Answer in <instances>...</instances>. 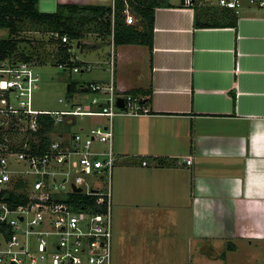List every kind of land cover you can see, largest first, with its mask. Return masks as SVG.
Wrapping results in <instances>:
<instances>
[{
  "label": "crops",
  "instance_id": "1",
  "mask_svg": "<svg viewBox=\"0 0 264 264\" xmlns=\"http://www.w3.org/2000/svg\"><path fill=\"white\" fill-rule=\"evenodd\" d=\"M129 2L141 31L136 9L158 3L153 48L113 42L110 79L94 81L136 91L150 112L114 119L124 201L135 195L143 209L149 198L189 200V212L207 227H220L240 209L264 212V8L244 3L230 10L212 0ZM59 4L112 8L114 0H40L39 9L51 14ZM160 159L167 166H158Z\"/></svg>",
  "mask_w": 264,
  "mask_h": 264
},
{
  "label": "built area",
  "instance_id": "2",
  "mask_svg": "<svg viewBox=\"0 0 264 264\" xmlns=\"http://www.w3.org/2000/svg\"><path fill=\"white\" fill-rule=\"evenodd\" d=\"M121 1L126 24L135 26L129 0ZM195 1L185 0L188 5ZM211 3L230 10L244 3L264 8V0ZM62 42L70 40L64 37ZM36 66L14 57L0 61V264H111L113 173L119 159L113 123L118 116L147 115L149 109L140 96L111 81L79 83L77 94L84 99L72 103L69 111L36 110L33 97L41 81ZM92 70L87 63L72 69ZM120 99L123 107L118 106ZM46 115L55 118L56 131L59 123L70 125L77 118L107 122L72 137L54 131L46 143L37 135L43 128L40 116ZM186 162L192 163L190 158ZM76 195L95 200L83 203Z\"/></svg>",
  "mask_w": 264,
  "mask_h": 264
},
{
  "label": "rangeland",
  "instance_id": "3",
  "mask_svg": "<svg viewBox=\"0 0 264 264\" xmlns=\"http://www.w3.org/2000/svg\"><path fill=\"white\" fill-rule=\"evenodd\" d=\"M2 38H8L7 31H0ZM17 38L20 50L36 47L42 50L41 55L46 56L47 62L35 67L41 78L33 97L36 110L69 111L72 103L84 99L77 94L78 91L69 96V84L110 79L111 66L106 64L114 50L110 36L89 31L80 41L87 44V48L79 46L78 41L73 43L72 53L78 64L93 66L92 71L81 73L55 65L52 55L56 54V44L51 41V34L41 28L27 24ZM61 99L64 102H60ZM121 118L116 117L115 123ZM104 123H99L96 117L77 118L70 125L59 123L55 134L72 137L82 125ZM73 161L77 167V158L74 157ZM120 168L117 166L113 173L111 264H264V212H241L244 209H240L235 215L223 217L220 227H213L211 223L207 227L201 226V217L189 212V200H167L164 197L160 202L149 198L142 209L135 195L124 201L117 181ZM159 206L163 207V212H158L160 209L156 212ZM250 208V211L255 210ZM203 214L199 212V215ZM258 222L262 223V229Z\"/></svg>",
  "mask_w": 264,
  "mask_h": 264
},
{
  "label": "trees",
  "instance_id": "4",
  "mask_svg": "<svg viewBox=\"0 0 264 264\" xmlns=\"http://www.w3.org/2000/svg\"><path fill=\"white\" fill-rule=\"evenodd\" d=\"M39 3L40 0H0V31L4 30L8 33V38L0 39V61L14 57L40 66L47 62L46 56L41 55L40 48L26 49L23 47L20 50L21 46L17 37L27 24L51 34V41H54L57 48L56 54L52 55L55 65L62 66L65 70L72 71L75 66H81L73 56V43L80 42L85 33L89 31L111 36L116 46L147 45L150 49L153 48L154 7L158 3H141L142 6L136 9V13L144 24L142 31L125 23V18L122 15L124 4L121 0H115V6L112 8L59 4L57 11L51 14L41 12ZM130 6H132L131 3ZM64 37H67L70 42L63 43L62 38ZM78 84L71 83V91L67 93L69 96L77 91ZM130 93L138 95L136 91H130ZM142 102L144 103V100ZM39 121L43 128L37 135L44 142L50 143L54 137L53 132L56 131L55 118L50 115L40 116ZM166 162L165 159L159 160L161 167L167 166ZM73 198L83 203L95 200V198L81 195H76ZM17 202L20 203L19 200Z\"/></svg>",
  "mask_w": 264,
  "mask_h": 264
},
{
  "label": "water",
  "instance_id": "5",
  "mask_svg": "<svg viewBox=\"0 0 264 264\" xmlns=\"http://www.w3.org/2000/svg\"><path fill=\"white\" fill-rule=\"evenodd\" d=\"M79 45H80V44H79ZM70 91H71V84L68 85V92H70ZM123 105H124V104H123V100H122V99L118 100V106H119V107H123ZM76 191H77V192H81V189L76 188Z\"/></svg>",
  "mask_w": 264,
  "mask_h": 264
}]
</instances>
